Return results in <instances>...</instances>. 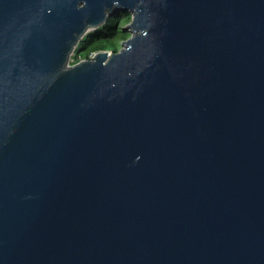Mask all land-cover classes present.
<instances>
[{
  "label": "water",
  "instance_id": "obj_1",
  "mask_svg": "<svg viewBox=\"0 0 264 264\" xmlns=\"http://www.w3.org/2000/svg\"><path fill=\"white\" fill-rule=\"evenodd\" d=\"M0 264H264V0H0Z\"/></svg>",
  "mask_w": 264,
  "mask_h": 264
},
{
  "label": "trees",
  "instance_id": "obj_2",
  "mask_svg": "<svg viewBox=\"0 0 264 264\" xmlns=\"http://www.w3.org/2000/svg\"><path fill=\"white\" fill-rule=\"evenodd\" d=\"M130 18V14L111 16L97 30L88 32L75 49L73 63L89 58L91 54L100 50L117 52L120 49V39H127L130 36V33L122 28Z\"/></svg>",
  "mask_w": 264,
  "mask_h": 264
},
{
  "label": "rangeland",
  "instance_id": "obj_3",
  "mask_svg": "<svg viewBox=\"0 0 264 264\" xmlns=\"http://www.w3.org/2000/svg\"><path fill=\"white\" fill-rule=\"evenodd\" d=\"M132 21V19L130 18L128 21H126V23L125 24H123V26H122V28L123 27H126L127 26V24H129L130 22ZM126 32H129V30L128 31H126ZM130 33V32H129ZM126 39H120V41H119V45H120V48L122 47V44H121V42H124ZM77 48V47H76ZM109 51H111V50H109ZM74 55H75V50H74V52L70 55V59H69V63L70 64H73V59H74ZM94 54H91L90 56L92 57ZM91 57H89V58H91Z\"/></svg>",
  "mask_w": 264,
  "mask_h": 264
},
{
  "label": "built area",
  "instance_id": "obj_4",
  "mask_svg": "<svg viewBox=\"0 0 264 264\" xmlns=\"http://www.w3.org/2000/svg\"><path fill=\"white\" fill-rule=\"evenodd\" d=\"M95 54V53H94ZM91 57V56H90Z\"/></svg>",
  "mask_w": 264,
  "mask_h": 264
}]
</instances>
